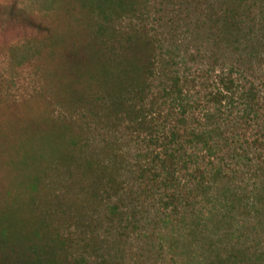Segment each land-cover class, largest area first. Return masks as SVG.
Here are the masks:
<instances>
[{
  "label": "trees",
  "instance_id": "16d2710c",
  "mask_svg": "<svg viewBox=\"0 0 264 264\" xmlns=\"http://www.w3.org/2000/svg\"><path fill=\"white\" fill-rule=\"evenodd\" d=\"M48 10L0 3V29L19 30L0 46V264H112L145 208L171 227L155 239L160 259L167 249L172 264H264V135L248 170H235L246 133L194 113L209 123L211 107L240 95L246 127L264 126V0ZM132 144L155 148L131 163Z\"/></svg>",
  "mask_w": 264,
  "mask_h": 264
},
{
  "label": "rangeland",
  "instance_id": "374dc122",
  "mask_svg": "<svg viewBox=\"0 0 264 264\" xmlns=\"http://www.w3.org/2000/svg\"><path fill=\"white\" fill-rule=\"evenodd\" d=\"M61 1L62 0H0V3L10 5L18 2L20 7H25L28 8L29 10L42 9L43 12H48L49 8L51 10L56 8L58 2ZM46 9L47 11H45ZM27 34L30 33L27 32ZM18 35H19V30L17 29H12V28L0 29V46L6 44L12 39H17ZM190 69L192 72L188 74V77L191 79L192 78L197 79L198 75L195 73V69L192 67ZM217 75L218 73L215 74L214 72L210 74L209 77L210 79L208 83V88L210 90L216 91L218 88L216 83ZM255 82L258 85V90L261 91L262 95H264V85H263L264 78L257 79ZM245 84L246 87L248 88L249 83H245ZM189 89L186 90V93L189 92V94L188 93L186 94V97L189 99V101L193 102L195 98L199 99L198 92L200 91L201 94H203L201 79H199V81L194 85L190 84ZM200 98H202V96ZM246 101L247 100H245L244 98H240V95H238L235 98L234 104L228 103V101H224L223 105H217V107H211L210 111L213 112V120L209 123L205 117L206 110H204V108L194 111V113L197 114V118L201 122V125L202 124L206 126L208 125L212 129L221 126L222 133L225 134L226 136L229 137H233V135L242 136L246 133V139L251 142L250 143L251 148L248 149L246 143L244 141L239 140L241 145L245 147L247 153H244L242 150L239 149L238 151L243 155L244 154L247 155V157H243L244 162H241L240 164L232 165L235 170L243 168L244 171L248 170V168L246 167L247 164L253 163L252 160H254V152L259 151V149H256V147L252 144L253 139L256 137L261 139V137L264 135V126H257L256 124L252 123L251 124L252 127L249 129L246 127L245 123L243 122L244 121L243 115L246 113L245 111H249V107L245 106ZM177 110L179 113L180 112L179 108ZM188 123L189 126L195 129L200 128L196 124H193L190 118L188 120ZM212 137H214L213 134ZM149 147H151L152 149L155 148L152 145L148 146V144L147 145L143 144V146L141 147H137L135 144H132L131 147L132 153L131 155H129V157L131 156L130 157L131 163H134V160L138 158V156L140 155L144 158V155L146 154H142V152L147 151ZM233 148H236V146H234ZM195 152L199 154L200 157L203 156L208 157V155H210L207 149L203 146H200V148L198 150H195L194 153ZM126 156H128V154H126ZM136 161H142V160L137 159ZM136 213H137L136 216L137 221H139L140 224L137 229L132 230V228L130 227L129 230L125 232V234L130 233L133 235V236L130 235L131 239H127V237H123L120 239L121 243L116 244L118 248H115L111 263L112 264H172L170 262L171 257H169L167 253L165 254V252H168L167 249L163 252L162 254L163 257L161 259L159 258L160 256L156 255L159 249V245L155 239H168L166 237H163L160 231L161 229H162L161 232L171 229V227H167L166 224L162 222L163 219H165L164 215L161 216L159 211L157 212L156 210H152L151 208L139 209L136 211ZM159 217L162 218L159 220ZM132 219H134V217H132ZM149 223L150 226H146ZM140 227H142V229H140ZM155 227H158L157 234L154 233ZM141 230L143 234L140 235ZM110 239L113 242L115 241L116 238L113 237V239L112 238ZM166 246L167 244H165V247ZM179 247L180 249H184L183 244H179ZM120 250H122V253H119Z\"/></svg>",
  "mask_w": 264,
  "mask_h": 264
}]
</instances>
